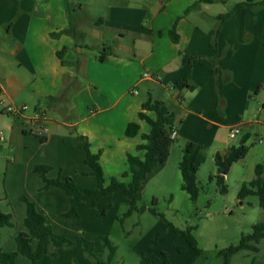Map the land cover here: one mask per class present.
<instances>
[{"label": "crops", "instance_id": "crops-1", "mask_svg": "<svg viewBox=\"0 0 264 264\" xmlns=\"http://www.w3.org/2000/svg\"><path fill=\"white\" fill-rule=\"evenodd\" d=\"M244 2L98 0L92 8L101 13L85 22L74 18L70 0H0V95L5 102H0V124L6 105L29 107L19 120H8V144L21 128L23 137L37 135L34 128L43 131L47 135L40 145L44 156L37 164L64 169L59 173L86 190L89 187L78 182L85 184L84 177H92L84 144L78 139L84 136L92 152L101 155L106 176L131 181L125 177L128 156L144 158L138 146L151 129L140 113L155 117L143 109L149 97L164 102L176 120L181 111L185 113L182 127H176V140L184 136L200 143L198 133L210 132L214 137L209 147L218 145L215 157L233 147L231 140L238 135L232 138L230 133L236 127L243 138L234 146L247 137L251 140L253 133L255 141L263 144L264 0ZM238 4L242 8L221 27L215 58L218 17ZM70 28L72 34L67 32ZM88 40L96 44L91 47ZM102 48L107 54L103 62ZM81 78L86 80L83 85ZM69 86L75 90L72 101L61 99ZM248 98L256 103V110L246 105ZM37 112L46 115L45 122L36 119ZM62 114L66 120L60 119ZM253 114L261 119H253ZM131 123L141 127L136 137L126 135ZM221 130L229 136L218 137ZM260 153L259 147L249 149L240 160L249 165L243 184L255 179L256 168L264 161ZM250 155L257 159L247 160ZM29 164L36 165L34 160Z\"/></svg>", "mask_w": 264, "mask_h": 264}, {"label": "rangeland", "instance_id": "rangeland-1", "mask_svg": "<svg viewBox=\"0 0 264 264\" xmlns=\"http://www.w3.org/2000/svg\"><path fill=\"white\" fill-rule=\"evenodd\" d=\"M226 1L233 5L235 0ZM96 2L98 0H70L74 18L81 17L85 22L91 21V16L101 13V10L93 11L92 5ZM79 41L83 43L82 40ZM88 42L91 43V47L96 44L91 40ZM101 51L104 52V49ZM80 81L83 85L86 80L81 78ZM142 95H145L144 87ZM222 103L223 100L220 105L224 107ZM246 105L253 110L257 108L256 103L250 98L247 99ZM0 106L2 107L1 104ZM184 114L181 111V116L176 120L177 129L182 127L181 119L184 118ZM227 116L229 118L230 114ZM13 118L19 120L21 116L6 113L0 124V134L3 131L4 139L7 140L6 142L0 140V212L11 214L14 224L13 227L0 228V254L17 251V237L27 232L24 224L27 205L22 200L23 196L40 205L41 208L38 209L46 213L56 233L74 242L73 247L52 249L56 255H48L40 264H95L94 258L84 251V239L92 242L101 260L107 262L110 251L100 239L102 236L109 237L117 248L112 264H144V258H148L150 264H166L163 260L165 255L171 264H224L225 259L220 256V252L238 246L244 236L253 232L255 225L264 223V208L261 206L259 196L239 198L244 185L242 179L247 176L249 168L248 161H239L230 169L226 176L227 194L220 193L217 181L210 179L218 173L215 158V149L218 145L209 147L214 137L209 134L210 132L207 134L199 132L200 143L199 140L193 141L198 145L193 160V156L191 157L192 165L197 170L200 189L197 201H193L182 189L180 163L186 144L192 140L180 136L172 145L168 163L146 179L145 185L137 195V207L131 216L126 217L130 204L125 193L117 192L112 197L101 199L96 207L83 204L78 215L68 218L66 214L71 208V202L66 192L59 188L42 190L44 181L34 172L40 158L44 156V150L40 145L41 137L46 133L34 128L35 133L38 132L37 135L29 133L30 135L23 137L25 131L23 132L21 128L19 133H15L14 142L9 145L11 132L8 129V120ZM60 119L66 120V115H60ZM253 119L261 118L258 114H253ZM226 134L229 136V132L221 130L218 137L225 138ZM22 138L25 140L24 144L20 141ZM242 138L243 133L231 140V146L238 145ZM256 139L253 133L251 140L248 141L249 149L259 147L260 157L264 158V143L260 144L259 140L255 141ZM34 141L37 143L32 145ZM254 159H257L256 155H250L247 160ZM32 160L36 165L30 167L29 161ZM261 164L264 166V161ZM63 170L54 169L48 177L56 179L62 175L66 178L63 173H59L64 172ZM112 177L114 176L110 174L106 176L108 180ZM84 181L85 184H81V179H78L81 187L84 185L83 187L94 189L98 185L94 176H85ZM124 182L128 184L130 179ZM52 190L55 193H49ZM161 216H164L166 221L162 220ZM171 226L185 232L192 228V235L203 254L195 258L196 250L181 234L171 230ZM258 247L260 249L258 253L240 251L232 257L231 263L264 264V240ZM16 264H31V261L20 256Z\"/></svg>", "mask_w": 264, "mask_h": 264}, {"label": "trees", "instance_id": "trees-1", "mask_svg": "<svg viewBox=\"0 0 264 264\" xmlns=\"http://www.w3.org/2000/svg\"><path fill=\"white\" fill-rule=\"evenodd\" d=\"M221 0H201L202 3L214 4ZM256 4V0H245L244 5ZM243 5H236L230 12L218 17L220 27L216 32L214 40V57L217 58V44L216 40L220 34L221 27L228 19H230L235 11L242 8ZM69 34L74 32V28L67 30ZM174 40L178 41L175 30L172 31ZM62 52L60 56H62ZM107 54L103 52L100 60L103 62L106 59ZM73 86L66 87L61 99L68 100L74 93ZM143 109L153 113L155 117H151L148 114L141 112L140 118L146 121L150 125V132L143 135V144L138 146V150L144 151L145 156L129 154L128 164L129 172L125 177L130 176L131 181L126 184L117 177L107 179L104 168L100 163V154H95L91 150V144L87 137L78 136V139L84 144L86 150L85 163L90 167L91 171L89 175L95 176L98 180V185L94 189L81 190L73 178H56L50 179L49 173L52 171L51 166L37 165L34 172L39 175L43 181L44 186L42 190L48 191L51 189L59 188L66 192L70 198L71 208L66 214L68 218L74 215H78L79 209L85 203L91 204L94 207L98 205L101 199L105 197H112L117 192H124L129 200L130 209L126 214V217L132 215L137 207V195L145 185V181L148 176L156 171L160 166L168 163L171 156V148L176 139L172 138L174 132H176V114L168 108V106L159 100H155L152 97L143 104ZM141 127L138 123H131L127 130L126 135L128 137H136L139 135ZM27 133V132H26ZM45 141V137H41ZM248 137L245 138L241 145L231 147L225 153H218L216 155V165L218 173L211 176V180H216L219 191L222 194L228 193V186L226 184V175L229 173L231 167L245 158L249 152V148L246 145ZM198 145L193 142H188L184 149L183 160L180 163V170L183 177L182 189L186 191L193 201H197L200 189L198 186L197 170L194 168L191 162L192 155L197 151ZM250 195H257L260 198L261 206L264 208V166L258 165L256 168L255 179L248 184H244L239 193V198L244 199ZM22 200L27 205V215L25 218V227L27 232L20 234L16 241L18 245L17 251L13 253H1L0 264H16L17 259L20 256L27 257L31 264H40L48 255H56L52 252L54 248L73 247L74 242L68 239L64 235H60L55 232L53 226L49 223L48 217L43 210H39L36 203L28 199L26 196L22 197ZM108 209V208H107ZM107 209L103 212V216L106 214ZM162 220L166 221L164 216H161ZM13 216L0 212V228L1 227H13ZM171 230L181 234L191 246L196 250V257L203 254L202 250L198 248V244L192 235V228L187 232L176 229L174 226L170 227ZM105 247L110 251L108 261L101 260L95 246L92 242L84 239V251L95 260V264H112L117 252V248L107 236L100 237ZM264 240V223L257 224L253 228V232L242 238L241 243L238 246L231 247L228 250H222L220 256L225 259L224 264H232V257L240 251H253L258 253L260 251L258 245ZM192 259V262L195 260ZM166 264H171L167 255L163 258ZM144 264H150L148 258H144Z\"/></svg>", "mask_w": 264, "mask_h": 264}, {"label": "built area", "instance_id": "built-area-1", "mask_svg": "<svg viewBox=\"0 0 264 264\" xmlns=\"http://www.w3.org/2000/svg\"><path fill=\"white\" fill-rule=\"evenodd\" d=\"M0 102L2 104H5L4 99H3V97L1 95H0ZM5 110H6V112L8 114H12L14 116H23L25 114V112H27L29 110V107L26 106V105H23V106L6 105V109ZM36 119L40 120L41 122H45L46 121V115L41 113V112H37L36 113ZM239 134H240V128L236 127V128L232 129V131L230 133V136L232 138H234V137H236ZM172 138L176 139V132L173 133ZM0 140L4 141V136H3L2 132L0 134ZM260 142H262V140H260Z\"/></svg>", "mask_w": 264, "mask_h": 264}]
</instances>
